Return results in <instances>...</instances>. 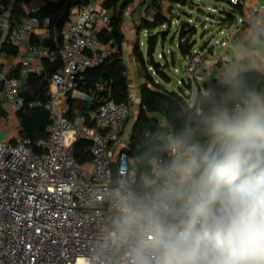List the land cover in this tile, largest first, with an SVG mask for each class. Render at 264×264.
I'll return each instance as SVG.
<instances>
[{
    "label": "built area",
    "instance_id": "obj_1",
    "mask_svg": "<svg viewBox=\"0 0 264 264\" xmlns=\"http://www.w3.org/2000/svg\"><path fill=\"white\" fill-rule=\"evenodd\" d=\"M245 1L229 0L230 9L244 6ZM43 3L24 4L26 15L14 29L7 15L0 17V40L9 37L22 55L54 60L56 54L46 44L52 34L51 19L34 14ZM161 3L167 11L170 0ZM256 12L264 15V0L252 10ZM110 30V12L100 0L78 7L64 31L63 67L50 79L49 100L31 103L48 110V135L38 141L39 150L19 134L16 141H0V264H131L128 252L134 242L116 246L109 237L117 215L111 190L118 184L134 187L137 182L125 138L130 104L107 101L96 111L70 118V99H91L78 88L80 73L100 65L115 51L111 40L99 38ZM33 34L38 41H31ZM187 60L185 71L202 84L207 79L203 53L196 50ZM42 69V64L34 67L28 62L19 76L0 74V102L7 101L17 113L25 103L24 77ZM79 139L91 142L92 158L84 163L75 155ZM114 161L125 169L117 185L112 177ZM147 178L144 175L143 183Z\"/></svg>",
    "mask_w": 264,
    "mask_h": 264
},
{
    "label": "clouds",
    "instance_id": "obj_2",
    "mask_svg": "<svg viewBox=\"0 0 264 264\" xmlns=\"http://www.w3.org/2000/svg\"><path fill=\"white\" fill-rule=\"evenodd\" d=\"M141 155L144 186L110 193L109 237L134 242L131 264H264V91L228 71L182 128L155 131Z\"/></svg>",
    "mask_w": 264,
    "mask_h": 264
},
{
    "label": "trees",
    "instance_id": "obj_3",
    "mask_svg": "<svg viewBox=\"0 0 264 264\" xmlns=\"http://www.w3.org/2000/svg\"><path fill=\"white\" fill-rule=\"evenodd\" d=\"M137 0H104L102 5L110 12L111 30L103 31L99 38L103 41H112L115 51L103 63L96 67H90L80 73L78 77V88L81 92L90 97L85 99H70V118L74 119L79 114H86L88 111H96L107 102L128 103L133 101L131 92V82L128 75V66L124 56V43L126 35L123 29L126 13ZM224 1V0H216ZM31 0H0V17L8 16L10 28L20 26L26 10L24 4H29ZM89 0H44L41 7L34 13L40 18L51 19L52 34L46 40L56 54L54 60L44 58L42 60L43 69L39 72L31 71L24 77L21 90L25 103L17 112L21 131L19 136L23 139H30L33 146L39 150L38 141L48 135L50 125V115L45 107H33L31 103L41 101L46 103L49 100V84L52 76L62 69L63 59L60 54L63 45L64 31L71 21L73 9L76 6L88 4ZM193 0H170V9L175 6H185ZM147 15L141 17L137 24V40L133 48V54L137 63L143 68L145 81L140 86V106L139 112L133 123L132 132L129 139L128 154L133 159L132 168L139 175H149L151 169L143 159L141 153L143 146L151 135L159 129H179L187 122L192 102L203 92L209 89H220L223 80L216 77L207 78L202 84L195 82L199 87V92L194 100L191 95L184 90H170L152 74L151 70L164 81L170 82L168 65L156 60L152 63L141 47V36L143 31L152 30L163 26H171V19L168 17V10L163 9L161 0H144ZM155 12V13H154ZM233 12L240 16L243 13V6L238 5L233 8ZM221 19L229 24L235 22L233 16H222ZM228 24V23H222ZM178 50L182 57L187 58L194 53L197 44L194 39L197 34V27L188 21H182L179 30ZM158 39L165 40L168 33L159 31ZM6 52L17 55L19 49L13 45L9 37L0 40V53ZM166 57L165 53L161 55ZM172 56V55H171ZM173 59V56H172ZM175 66L176 58L173 59ZM247 82L259 91H264V71L250 70L241 72ZM9 76L21 75V67L13 70ZM1 87V85H0ZM6 116V110L0 102V120ZM131 117V116H130ZM130 119V118H129ZM129 121V120H128ZM16 141V139H13ZM91 142L87 139H79L75 144V155L81 163L91 160L89 152ZM135 188H142L134 184Z\"/></svg>",
    "mask_w": 264,
    "mask_h": 264
},
{
    "label": "crops",
    "instance_id": "obj_4",
    "mask_svg": "<svg viewBox=\"0 0 264 264\" xmlns=\"http://www.w3.org/2000/svg\"><path fill=\"white\" fill-rule=\"evenodd\" d=\"M103 1L104 0H100V2ZM262 1L263 0H246L243 6V13L239 16V22L219 26L217 29L219 36L215 39L214 43H209L206 46L202 45L203 48L201 50H197L203 53L204 58L206 60L207 78L216 77L220 80H223L225 74L230 70L238 71L240 73L250 70L264 71V15L260 12L252 14V10L257 7ZM216 2L229 3V0ZM134 5H132L126 13L123 25V29L126 35V41L124 43V56L128 66V72H130L131 68H135L136 71H138V63L134 57L133 48L138 38L136 26L137 24H139L140 20H137L136 13L139 12L134 11L136 10V7H133ZM78 7L80 6L74 7L73 13L78 10ZM143 8H145L146 11V7ZM129 14H133V16ZM164 27L165 26H163L162 28ZM142 34H144V32ZM31 41H38V35L33 34L31 36ZM143 44L144 41H142L141 36L142 49ZM174 55H176V57ZM172 56L176 58L177 66H174L173 63H171L173 60L172 58L169 59L166 56L168 62H170L168 63V69L170 68L171 70L177 72L179 68V60L183 62L184 68L187 66L185 64L188 63V60L187 58H184L180 55L179 50L173 51ZM127 59H129V61L131 62L130 66ZM28 62H30L34 67H37L42 64V61L40 59L33 58L31 57V55H27L26 53L22 55L20 51L17 55L2 52L0 53V74L8 75L18 66L22 69V67ZM140 80L141 83H144L145 76L141 77ZM183 82L186 87L184 91L187 94L191 95L192 100H194L199 92V87L197 83L189 80L188 82H185L183 80ZM194 84H196L195 87ZM1 104L6 110V116L0 120L2 123V127L5 125L9 132L6 140H13L16 134H20V122L18 120L17 113L12 110L7 101H3L1 102ZM129 121L127 122L126 128L129 125ZM2 127L0 131H2ZM131 132L129 133V137L127 139H130ZM135 176L137 182H135L134 184L143 187L144 175L139 178V175L134 170L132 178L134 179Z\"/></svg>",
    "mask_w": 264,
    "mask_h": 264
},
{
    "label": "rangeland",
    "instance_id": "obj_5",
    "mask_svg": "<svg viewBox=\"0 0 264 264\" xmlns=\"http://www.w3.org/2000/svg\"><path fill=\"white\" fill-rule=\"evenodd\" d=\"M143 1L144 0H137L135 5L133 6L136 7V10L134 11L139 12L136 13L138 21L141 19V17L147 15L145 8H143L145 7V5L143 6L142 4ZM228 8H231V5L228 2H216L215 0H193V2L190 4H187L185 6L177 5L173 9H170V6L168 5V17L172 20L171 26L167 25L164 28L159 27L148 31L147 34H142V41H144L143 50L145 56L147 51L148 34L164 31L166 32V34L168 33V36L165 40H163L161 37L159 38V43L157 46L155 57L158 62L168 65V63L170 62H168L166 57H162L161 55L165 53V55L169 59H171L172 52L178 50L177 44L179 42V32H180L179 30L181 29L182 21H188L192 25L197 27L198 32L194 36V39H196L197 44L194 50H201L203 48L202 45L206 46L209 43L213 44L215 39L219 36V33L217 31L218 27L222 25H227L222 23L229 24V22H225L221 19L223 15L220 13V10L228 9ZM129 15L133 16V14H129ZM174 56L176 57V55ZM175 57H173V59ZM127 61L129 62V66H130L131 62L129 61V59H127ZM171 63H173V65L175 66L173 60ZM185 65H187V63ZM151 71L153 76L170 90H176V91H179L181 89L185 90L186 87L183 80L185 82H188V80L191 78L190 74L187 71L182 72L178 68V71L175 72L169 68L167 69V71L171 77V81L166 82L163 79H161L154 72V70ZM128 75L131 82L130 84H131V92L133 94V101L130 104L131 117H130L129 125L127 126L125 131L126 139L129 137V133L132 131L133 122L139 112L140 86L142 84L140 78L144 77V70L138 64V71H136L135 68H131L130 72H128ZM195 86L196 84H194V87ZM8 134H9L8 129L4 125L2 127V131H0V141L6 140Z\"/></svg>",
    "mask_w": 264,
    "mask_h": 264
},
{
    "label": "water",
    "instance_id": "obj_6",
    "mask_svg": "<svg viewBox=\"0 0 264 264\" xmlns=\"http://www.w3.org/2000/svg\"><path fill=\"white\" fill-rule=\"evenodd\" d=\"M220 13L223 16H233L235 23L239 22V16H238V14L233 12V9H230V8L222 9V10H220ZM157 46H158V34L157 33L148 34L146 56H147V58H149V60L152 63L156 62L155 54H156ZM178 66L182 72L185 71L183 62L181 60L178 61ZM116 169H118V164L116 161H114L112 164V177H113L114 185H117L118 180H119V175L118 174L114 175Z\"/></svg>",
    "mask_w": 264,
    "mask_h": 264
}]
</instances>
